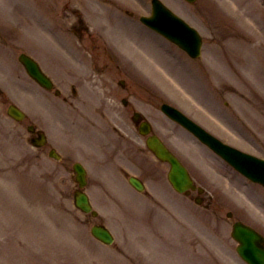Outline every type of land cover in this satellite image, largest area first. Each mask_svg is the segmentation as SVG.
<instances>
[{
	"label": "rangeland",
	"instance_id": "374dc122",
	"mask_svg": "<svg viewBox=\"0 0 264 264\" xmlns=\"http://www.w3.org/2000/svg\"><path fill=\"white\" fill-rule=\"evenodd\" d=\"M3 1L9 5L10 1L15 8H19L16 5L19 3L24 8V11L10 10L8 14L9 18L13 17L21 23H24V19L27 18L26 34L32 39L26 38L27 40L34 41L33 44L49 54L60 50L61 47L66 49L65 45L68 43L66 34L62 31H57L56 35L52 34L50 17L45 16L46 13L38 10V7L35 9L33 0ZM46 1L49 4L53 2V0ZM58 1L59 4H62L66 0ZM137 1L138 13L150 9V0ZM168 1L178 7L182 5L183 8L176 7V10L192 23L197 24L204 33L207 41L205 57L201 62H188L184 53L177 47L164 41L163 43L159 36L151 34L152 32L149 31L144 30L147 34L143 37L140 33V29L143 28L137 22H132L133 33L134 27L139 30L135 47L138 54L146 58L142 64L144 65L146 62L150 64V66L147 65L151 70L153 81L149 87L150 91L143 88L144 90L141 92L150 93L156 104L161 103L162 100L178 104L227 141L264 156V74H260L257 68L260 61H258V56H255L259 50L264 55V0H227L228 9L237 16L232 21H229L223 13L218 17L214 9L206 3L207 7H205V0H199L197 6L184 0L179 1L181 4L178 3V0ZM236 12L246 20L247 29L238 21L240 15L238 13L237 15ZM122 27L126 29L125 24ZM236 32L243 39L236 36ZM146 39L149 42L147 44L144 42ZM3 40L4 36L0 35V42ZM226 46L227 49L221 52L225 58L221 59L217 50ZM22 48L24 46L17 44L15 40L9 45V48L6 47V56L11 63L9 67L4 68L5 71L2 70L3 73L0 72L2 81L0 84L6 90V95L0 98V165L4 167V169L1 168L4 170L3 174L7 173L10 179L12 185L9 194L15 200V203L12 202L9 206L13 223H9L7 213L0 211V264H25L24 262L29 259L26 256H42L39 257L40 261L37 263L49 264L52 260L43 256H52L51 258L54 259L55 256L51 254L54 249L52 251L48 249L47 255L29 253L28 250H24V246L39 242L41 237H47L53 242L62 244L58 246L57 252L62 250L66 254L75 253L76 255V252L79 253L80 256L76 257L82 263L90 256H95L105 264H130L129 259L134 260L135 257L130 254L141 244L138 236L135 240L132 235L137 230L140 232L142 230L146 235H149L148 230L138 229L137 214L133 212L132 208H129L130 206H135L138 213L144 208L155 210L156 213L161 212L162 214L157 215L161 226L171 225L169 213L182 215L187 221L193 223L187 216L189 210L185 203L171 198L169 194L171 187L166 176H163L160 181L156 179L158 174L164 173L165 175L166 173L165 166L162 167L156 159L150 158V156L142 158L145 164L149 163L147 165L149 171L145 175L149 174V188L158 192V198L166 202L165 210L169 213H163L159 209L153 208L150 199L144 198V200L137 196L138 194L126 183L124 178L114 173L111 168L103 166L98 170L96 160L90 158L89 163L92 170L90 192L95 205L102 213V219L108 222L117 233L118 246L116 249L106 247L91 238L89 233L90 218L74 206L71 163L63 161L56 164L45 154L41 156L40 151L28 141L23 142L19 137L23 130L21 124L13 121L5 113L8 102L17 99L18 103L22 102L29 106L28 109L33 114L38 109L40 103L38 99H40L50 112L54 114L53 109L57 108L62 111L60 114L66 117L67 112L61 104L59 105L47 95L41 94L34 88V84L28 77L22 73L16 58L17 52ZM246 53L251 54L248 64L244 61ZM139 59L143 60L140 57ZM21 89H24L25 93ZM33 97L38 98L36 103L33 102ZM226 101L230 102L229 107L225 106ZM82 114L86 115V118L89 117L84 112ZM153 117L155 122L162 127L163 134L171 137L175 150L186 161L199 182L207 187L209 193L215 195L212 205L219 207L223 219L229 210H234L239 214L241 208L235 202L246 203L247 199L251 201L253 209L255 206L259 214H264L262 206L264 189L248 184L247 180L175 123L163 119L162 116L159 117L156 112H153ZM81 119L84 117H79V120ZM71 127L75 130L77 138L75 144H80L83 147L89 145L82 134L81 123L73 124ZM85 132L87 133L88 130ZM136 139L137 145L130 146V149L145 156L142 153L145 151L141 149V152L140 150L141 139L139 137ZM127 144L129 145V143ZM79 153L84 155L85 151L80 149ZM92 156L95 157L96 154L93 153ZM22 169L25 170L31 181L41 184L38 190L31 187L30 189L34 193L29 194L25 199L17 195L18 188L15 189V184L19 180L18 171ZM0 184L2 183L0 182ZM222 184L227 190H230L228 191L229 195L222 196L219 193V185L222 186ZM2 185L4 186V184ZM223 219L218 221L220 229L217 230V233L220 235L211 231L207 232L204 222L199 224L196 219V222L193 223L195 230L200 231L203 235L200 243L195 242L200 252L206 254V256H202L204 258L202 264H210L207 259L209 255L223 256L221 258L226 257L231 260V263L239 264L235 243L233 242L231 246L230 238L225 243L229 225ZM178 234L172 230L169 235L170 240L178 241L180 237ZM149 236L151 237V235ZM158 242L162 241L158 240ZM48 244L51 246L49 241ZM175 246L171 243L155 246L152 243V247L159 252L160 259L161 256H168L173 261L179 256L178 247ZM183 252L186 253V251ZM147 259L159 263L156 256H147ZM179 260L180 263L183 262L182 264L200 263L198 256H182ZM165 262L174 264V262ZM55 264H67V262L58 259Z\"/></svg>",
	"mask_w": 264,
	"mask_h": 264
},
{
	"label": "water",
	"instance_id": "95a60500",
	"mask_svg": "<svg viewBox=\"0 0 264 264\" xmlns=\"http://www.w3.org/2000/svg\"><path fill=\"white\" fill-rule=\"evenodd\" d=\"M160 13H161V10L157 11L156 14L151 19H149L150 22L153 23L155 26H157L159 29L166 31V33H168L173 38L180 39L181 34L178 31V29H176L174 27H170L169 30H167L169 24L167 25V23L165 21H164L165 23L163 22V20H162L163 17H162V15H160ZM187 35L189 37H192V40H194V41L196 40L194 38L195 35L192 31L187 30ZM198 130L206 138V140H210L213 144H216L217 146L222 148V146L218 142H216L213 138H211L210 136L205 134L202 130H200V129H198ZM225 149H228V148H225ZM243 157L247 159V157H245V156H243ZM243 157L239 156V160L247 164V161ZM258 163L264 169V162L259 161ZM256 173L262 174L263 176L260 178L264 179V170H261V169L258 170L257 169ZM238 231H239L238 234H239V236H240V238L244 244L243 250H244L246 256L255 264H264V249L262 247L256 245L255 236L253 235V233L249 229H245L243 227H239Z\"/></svg>",
	"mask_w": 264,
	"mask_h": 264
}]
</instances>
